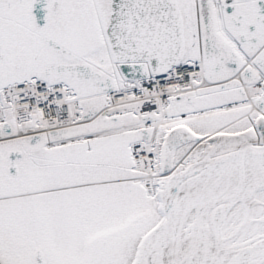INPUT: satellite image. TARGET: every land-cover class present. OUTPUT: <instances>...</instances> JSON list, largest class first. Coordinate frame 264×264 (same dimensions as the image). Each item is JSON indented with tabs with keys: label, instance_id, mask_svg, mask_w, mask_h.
<instances>
[{
	"label": "snow or ice",
	"instance_id": "6c2138e0",
	"mask_svg": "<svg viewBox=\"0 0 264 264\" xmlns=\"http://www.w3.org/2000/svg\"><path fill=\"white\" fill-rule=\"evenodd\" d=\"M0 264H264V0H0Z\"/></svg>",
	"mask_w": 264,
	"mask_h": 264
},
{
	"label": "flooded vegetation",
	"instance_id": "af4514ba",
	"mask_svg": "<svg viewBox=\"0 0 264 264\" xmlns=\"http://www.w3.org/2000/svg\"><path fill=\"white\" fill-rule=\"evenodd\" d=\"M41 7H42V5H41ZM34 14L38 17V22L40 21V23L42 24L43 23V21H42V16L44 15V12L42 11V9H41V11L39 12V15H37V12L34 10Z\"/></svg>",
	"mask_w": 264,
	"mask_h": 264
},
{
	"label": "bare ground",
	"instance_id": "6f19581e",
	"mask_svg": "<svg viewBox=\"0 0 264 264\" xmlns=\"http://www.w3.org/2000/svg\"><path fill=\"white\" fill-rule=\"evenodd\" d=\"M41 9H42V7H41V5L40 4H38V5H36L35 6V11L37 12V15H39V12L41 11ZM43 21V20H42ZM40 22V21H39Z\"/></svg>",
	"mask_w": 264,
	"mask_h": 264
}]
</instances>
